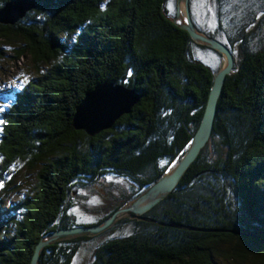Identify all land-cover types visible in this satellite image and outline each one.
Listing matches in <instances>:
<instances>
[{"label": "trees", "instance_id": "obj_1", "mask_svg": "<svg viewBox=\"0 0 264 264\" xmlns=\"http://www.w3.org/2000/svg\"><path fill=\"white\" fill-rule=\"evenodd\" d=\"M175 7L176 0H37L15 23H0V60L28 70L0 103V264H30L43 235L101 222L186 151L222 58L169 20ZM189 7L196 28L235 57L207 144L149 220L122 217L98 235L56 241L39 264H72L87 246L90 264H264V0ZM103 81L140 97L91 136L72 116ZM108 178L127 187L78 216L76 192Z\"/></svg>", "mask_w": 264, "mask_h": 264}, {"label": "water", "instance_id": "obj_2", "mask_svg": "<svg viewBox=\"0 0 264 264\" xmlns=\"http://www.w3.org/2000/svg\"><path fill=\"white\" fill-rule=\"evenodd\" d=\"M36 3L37 0H9L0 8V23H15L34 9ZM168 18L178 28L185 30L194 42L215 50L222 58L221 66L213 74V83L202 118L186 151L142 193L123 204L101 222L91 226L58 229L43 235L35 245L30 264H39L42 250L56 241L82 235H98L122 217L149 220L145 214L172 192L207 144L213 130L217 103L225 79L234 72L235 57L231 49L221 40L196 28L190 14L189 0H176L175 15ZM139 97V93L134 88L108 81L98 82L85 92L84 97L75 106L72 125L77 130H83L91 136L95 135L113 127L122 115L130 113Z\"/></svg>", "mask_w": 264, "mask_h": 264}, {"label": "rangeland", "instance_id": "obj_3", "mask_svg": "<svg viewBox=\"0 0 264 264\" xmlns=\"http://www.w3.org/2000/svg\"><path fill=\"white\" fill-rule=\"evenodd\" d=\"M9 57L0 60V103L3 102L7 87L15 82L16 77H24L25 72H28L24 63L12 66ZM127 187V182L123 179L108 178L103 179L99 183L88 189H82L76 192L74 202H76L75 213L82 216L84 210H93L106 204L104 197L110 192L111 194L118 195V192ZM108 193V194H107ZM105 211V210H104ZM104 211H101L95 217L101 216ZM95 217L83 216L82 220H93ZM122 227V231L125 230ZM121 231V232H122ZM119 230L115 229L107 236H116ZM92 259L91 246L83 247L76 254L72 264H90Z\"/></svg>", "mask_w": 264, "mask_h": 264}, {"label": "snow or ice", "instance_id": "obj_4", "mask_svg": "<svg viewBox=\"0 0 264 264\" xmlns=\"http://www.w3.org/2000/svg\"><path fill=\"white\" fill-rule=\"evenodd\" d=\"M132 74H133V73H132V70L129 69V70H128V75H129V76H132ZM126 234H127V235H130V233H126Z\"/></svg>", "mask_w": 264, "mask_h": 264}]
</instances>
